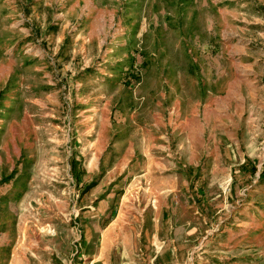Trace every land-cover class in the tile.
<instances>
[{
  "label": "rangeland",
  "instance_id": "1",
  "mask_svg": "<svg viewBox=\"0 0 264 264\" xmlns=\"http://www.w3.org/2000/svg\"><path fill=\"white\" fill-rule=\"evenodd\" d=\"M95 258L264 264V0H0V264Z\"/></svg>",
  "mask_w": 264,
  "mask_h": 264
},
{
  "label": "crops",
  "instance_id": "2",
  "mask_svg": "<svg viewBox=\"0 0 264 264\" xmlns=\"http://www.w3.org/2000/svg\"><path fill=\"white\" fill-rule=\"evenodd\" d=\"M141 215H143V212H141ZM159 215H160V213L157 214V216H159ZM116 218L117 219L119 218V214L117 215ZM113 226H114L113 222L109 223L107 225V227H106V230L111 231L113 229L112 228ZM140 230H141L142 233L148 234V239H149L148 241H151V237H150L149 234L159 232L160 231V226H155V225L152 226L151 224H146V225H142ZM87 262L88 261H86L85 264H107L106 262H103V260L101 258H95L91 262H88V263Z\"/></svg>",
  "mask_w": 264,
  "mask_h": 264
}]
</instances>
